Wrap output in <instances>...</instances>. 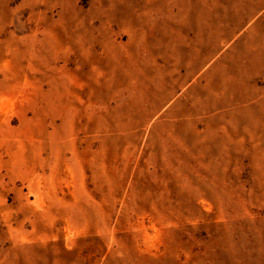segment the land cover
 <instances>
[{"label": "rangeland", "instance_id": "rangeland-1", "mask_svg": "<svg viewBox=\"0 0 264 264\" xmlns=\"http://www.w3.org/2000/svg\"><path fill=\"white\" fill-rule=\"evenodd\" d=\"M0 264H264V0H0Z\"/></svg>", "mask_w": 264, "mask_h": 264}]
</instances>
